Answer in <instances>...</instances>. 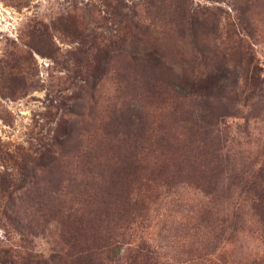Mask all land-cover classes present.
Masks as SVG:
<instances>
[{
	"label": "rangeland",
	"instance_id": "1",
	"mask_svg": "<svg viewBox=\"0 0 264 264\" xmlns=\"http://www.w3.org/2000/svg\"><path fill=\"white\" fill-rule=\"evenodd\" d=\"M260 173L264 0H0V264H264Z\"/></svg>",
	"mask_w": 264,
	"mask_h": 264
},
{
	"label": "trees",
	"instance_id": "2",
	"mask_svg": "<svg viewBox=\"0 0 264 264\" xmlns=\"http://www.w3.org/2000/svg\"><path fill=\"white\" fill-rule=\"evenodd\" d=\"M136 60H138V59H136ZM129 137H130V135H129ZM103 173V172H102ZM118 174V173H117ZM117 174H115V171L114 172H111L110 174H109V176L107 177V178H110V180L111 179H114V177H115V175H117ZM101 176L104 178L105 176H104V174H101ZM106 179V178H105ZM259 179H260V181H261V183H264V175L262 174V173H260L259 174ZM257 183V182H256ZM255 183V184H256ZM263 217H264V215H263ZM104 231H106V228L103 226L102 227V232H104ZM100 239H101V241L103 242V241H106L107 239H105V236L103 235V236H101L100 237ZM110 244V243H109ZM107 246L106 245H104V243L98 248V252H100V253H98V260H96V263L97 264H109V263H107L104 259H103V254H107V258L106 259H108L107 261H109V262H111V261H113V257L115 256L114 255V252H115V249H113L112 247H109V250H108V252H109V254H111V255H109L108 253H107V251H105V250H102L103 248H106ZM153 253H151V256L153 255V254H156L154 251H152ZM114 255V256H113ZM147 256H149V255H146V257ZM143 259H141L140 260V256H136V259L134 258H132L133 259V261L131 262V264H153V263H151V258H153L154 257V255L152 256V257H148V258H146L145 259V254H143Z\"/></svg>",
	"mask_w": 264,
	"mask_h": 264
}]
</instances>
